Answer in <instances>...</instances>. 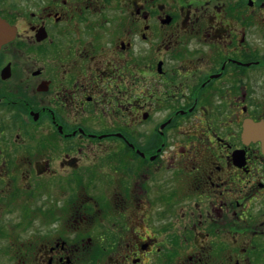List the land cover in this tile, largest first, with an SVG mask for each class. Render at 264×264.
<instances>
[{
	"label": "flooded vegetation",
	"instance_id": "1",
	"mask_svg": "<svg viewBox=\"0 0 264 264\" xmlns=\"http://www.w3.org/2000/svg\"><path fill=\"white\" fill-rule=\"evenodd\" d=\"M0 18V264H264V0Z\"/></svg>",
	"mask_w": 264,
	"mask_h": 264
},
{
	"label": "water",
	"instance_id": "2",
	"mask_svg": "<svg viewBox=\"0 0 264 264\" xmlns=\"http://www.w3.org/2000/svg\"><path fill=\"white\" fill-rule=\"evenodd\" d=\"M15 36V28L0 19V49Z\"/></svg>",
	"mask_w": 264,
	"mask_h": 264
}]
</instances>
